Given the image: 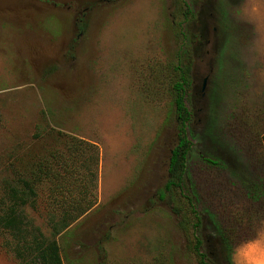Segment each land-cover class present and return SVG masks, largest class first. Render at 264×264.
Returning <instances> with one entry per match:
<instances>
[{
    "label": "rangeland",
    "instance_id": "obj_1",
    "mask_svg": "<svg viewBox=\"0 0 264 264\" xmlns=\"http://www.w3.org/2000/svg\"><path fill=\"white\" fill-rule=\"evenodd\" d=\"M0 46V217L21 222L0 225V264H27L61 217V264H198L195 237L227 264L216 228L231 251L264 220L244 193L263 169L264 0H0ZM178 66L192 147L159 196Z\"/></svg>",
    "mask_w": 264,
    "mask_h": 264
},
{
    "label": "trees",
    "instance_id": "obj_2",
    "mask_svg": "<svg viewBox=\"0 0 264 264\" xmlns=\"http://www.w3.org/2000/svg\"><path fill=\"white\" fill-rule=\"evenodd\" d=\"M178 71L177 78L172 82V103L173 112L175 116V121L177 123V133L176 141L174 145L170 148L167 160V179L162 186L160 194L164 192H170L172 188H177L179 191L183 189V183L187 177V160L189 153L191 151L192 143L187 135V125L191 120V112L186 107L184 102V96L186 88L190 84V78L188 76V68L176 67ZM260 139L263 142L264 147V131L260 135ZM264 150V148H263ZM262 170H258L252 176L244 189L245 195L252 202H264V151L262 157ZM206 161L211 164H217L212 159L206 157ZM258 167V166H257ZM261 171V172H260ZM24 186L29 192L32 188L26 183V180H22ZM12 191V203H23V196H18L17 191L10 189ZM188 203L190 205V213L194 216L195 221L192 223L194 234L199 230L201 224V217L199 212L193 206L191 198L187 197ZM13 205L8 208V212L0 217V225L9 231V229H14L16 232L19 231V224L21 223L16 214H13ZM77 218V216H76ZM73 217V219H76ZM68 226V223L61 217L56 224L52 225V237L49 239L40 238L39 240L33 239L34 254L31 260H28L27 264H61V257L59 255V247L54 238L55 235L59 234L61 231L64 232ZM217 229V237L219 239V248L222 252H225L228 264V254L230 252V247L228 246V232L220 228ZM202 239L201 237H195L194 243L192 245L193 252L197 256L198 264H215L213 261L205 257V251L201 250Z\"/></svg>",
    "mask_w": 264,
    "mask_h": 264
},
{
    "label": "clouds",
    "instance_id": "obj_3",
    "mask_svg": "<svg viewBox=\"0 0 264 264\" xmlns=\"http://www.w3.org/2000/svg\"><path fill=\"white\" fill-rule=\"evenodd\" d=\"M228 264H264V220L253 229V234L233 246Z\"/></svg>",
    "mask_w": 264,
    "mask_h": 264
},
{
    "label": "crops",
    "instance_id": "obj_4",
    "mask_svg": "<svg viewBox=\"0 0 264 264\" xmlns=\"http://www.w3.org/2000/svg\"><path fill=\"white\" fill-rule=\"evenodd\" d=\"M69 23H70V19H69ZM75 24H76V22H75ZM1 47V46H0ZM2 48V47H1Z\"/></svg>",
    "mask_w": 264,
    "mask_h": 264
}]
</instances>
